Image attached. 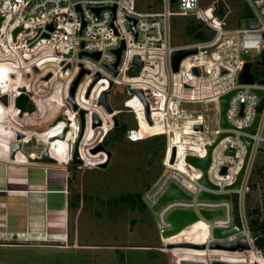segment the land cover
I'll return each mask as SVG.
<instances>
[{
	"label": "built area",
	"instance_id": "1",
	"mask_svg": "<svg viewBox=\"0 0 264 264\" xmlns=\"http://www.w3.org/2000/svg\"><path fill=\"white\" fill-rule=\"evenodd\" d=\"M246 1L252 11L251 17L244 20L243 27H229L226 19L230 10L225 8V13L219 16L217 2L199 7L198 0H162L161 10L140 12L136 10L135 0H0V63L20 65L22 71H41L39 91L46 92L39 95L31 91L29 82L19 83L15 94H7V105L12 102L16 111L21 112L23 108L17 106L16 100L24 97L27 104L31 102L34 111L52 110L50 123L62 122L65 135L75 123L76 134L71 145L85 138L87 130L93 126L94 114L104 130L98 142L113 129L122 130L124 125L117 118L122 111L132 113L136 122L135 128L125 130L127 140L136 142L163 137L158 144L163 150L161 172L144 191L142 199L153 206L170 184L188 196L168 199L155 210L167 264H179L181 260L211 264L215 259L207 262L185 255L212 249L241 252L253 247L245 198L253 159L264 149V75L254 68L255 65L264 67V0ZM171 4L177 5V11L169 9ZM174 14L194 16L203 24L200 30L205 36L187 44L171 45L168 21ZM190 48L195 52L181 59L174 71L172 53ZM118 49L119 56L116 54ZM250 50H255L260 58L256 61L245 59L243 54ZM135 57L141 65L134 63ZM248 62L252 82H240L239 76ZM81 70L84 73L73 95L74 109L69 101V91ZM15 71L7 72V80H22V71L20 77ZM134 71H137L136 75H132ZM117 85L125 87L122 108H112L109 102L108 96ZM134 89L142 91V98L132 91ZM105 91L111 111L100 103ZM226 94L229 97L224 113L226 126L223 127L220 125V98ZM40 96L45 99L41 100ZM213 102L215 109L209 112L208 105ZM80 110H84L83 119ZM62 114L65 118L59 119ZM256 118V125L250 128ZM210 119L216 123L212 130L208 126ZM141 122L152 126L151 135H140ZM196 126L200 128L195 129ZM220 134L224 135L218 139ZM245 139L250 144L249 150ZM209 145L213 148L206 175L215 187L200 183L202 170L186 160L187 156L204 158ZM43 152L51 155L50 149L44 147L37 152L25 151L24 159L31 164L47 163L36 161ZM104 153V161L92 167L107 163L109 155ZM53 159L55 162L46 166L58 163ZM70 160L72 146L60 165L68 164ZM243 167L240 184L233 188ZM201 192L229 194V198H200ZM174 210L197 214L198 219L187 227L200 224L206 230L203 242L180 241L176 244L169 239L177 233L164 236V232L171 229L167 216ZM202 211L221 213L205 218ZM232 225L238 227L237 232L222 238L213 236L214 228ZM242 238L249 248L231 251L210 247L214 243L235 245ZM2 240L12 238L3 237ZM185 243L192 246L182 245ZM198 245L204 247H196Z\"/></svg>",
	"mask_w": 264,
	"mask_h": 264
},
{
	"label": "rangeland",
	"instance_id": "2",
	"mask_svg": "<svg viewBox=\"0 0 264 264\" xmlns=\"http://www.w3.org/2000/svg\"><path fill=\"white\" fill-rule=\"evenodd\" d=\"M198 1L199 7L217 2L219 16L225 13V8L229 9L230 13L226 19L229 27H243L244 20L251 17L252 11L246 0ZM135 3L136 10L140 12L161 10L163 7L162 0H135ZM169 9L177 11L178 8L176 4H171ZM168 23L170 44L173 46L203 38L196 37L195 31L189 33L187 31L190 26L195 29L203 27V24L192 15L174 14L169 17ZM205 31L209 32L208 29ZM243 57L251 61L260 58L255 50L243 54ZM254 68L259 69L264 75V67L255 65ZM13 69L20 77L21 67L9 65L0 68L2 95L15 94L19 83H30L31 91L43 95L44 92L39 91L41 71L25 69L22 71V80H7L9 78L6 76L7 72ZM42 97L40 96L41 100L45 99ZM108 97L112 108H122V100L126 97L125 87L114 86ZM26 104L24 97H21L17 106L23 108L27 114L11 116L6 113L7 105L0 102V157L11 160L10 145L17 142L15 130L24 134V137L20 139L23 148L14 158L17 161L28 162L24 159L25 151L37 152L44 147L49 148L50 145L70 144L76 134L75 123L65 135L66 130L62 129V122L57 125L50 123L54 114L52 110L28 112V104ZM208 106L211 108L209 112H212L216 103H210ZM62 117L65 118L63 114ZM117 118L124 128L108 132L102 142L98 141L104 130L99 125H96L97 128L92 126L88 129L84 139L81 136L83 140L79 142V153L83 159L82 167L80 164H72L70 160L68 164L63 165L67 167L66 186H64L66 177L64 178L63 170L60 186L51 185L53 189L64 187V195L67 190L69 192L71 205L66 233L68 238L64 237L63 241L59 239L53 241L0 240V264H167L162 250L163 244L160 241L156 211L142 199L144 191L161 172L160 162L163 150L158 147V144L163 137L131 142L126 139L125 130L136 127L133 114L122 111ZM208 126L212 130L216 123L210 119ZM152 129L151 125L141 122L140 135L142 137L146 134L151 135ZM64 135L66 138H63ZM99 144L102 145L103 150L93 151ZM66 148L65 145L61 150L58 148L50 150L51 158H55L58 163L55 165L50 163L49 166L63 164V160L69 154ZM105 151L110 152L106 166L92 167L104 161ZM46 164L48 163H39V165ZM255 164H264V149L256 153L253 159V165ZM63 197L58 193L50 194L49 207L59 206L58 208L62 209ZM232 201L235 203L234 196ZM245 202L248 209L256 204L264 205V181H261L260 176H257L255 187L251 188L246 195ZM260 210L262 211L263 207ZM59 214L62 216L63 211H59ZM62 224L63 219H60L57 226L62 227ZM200 228L203 227L200 226ZM8 229L15 234L24 231V227L11 226ZM201 231L206 233L204 228ZM182 236V234L177 235L178 240H182L180 239ZM253 247L264 259V251L257 249L254 244ZM250 249L241 252L212 249L205 253L192 252L185 256L207 262L215 259L221 262L259 264L250 254Z\"/></svg>",
	"mask_w": 264,
	"mask_h": 264
},
{
	"label": "crops",
	"instance_id": "3",
	"mask_svg": "<svg viewBox=\"0 0 264 264\" xmlns=\"http://www.w3.org/2000/svg\"><path fill=\"white\" fill-rule=\"evenodd\" d=\"M60 147L62 145H50L49 149L61 150ZM15 157H11V160L0 157V240L3 237L19 241H53L68 238L66 233L70 214L69 192L67 190L64 195V187L51 188V185L60 184L62 170L64 178L66 177L63 185L66 186L67 167L31 164L17 161ZM53 193L64 196L62 209H59V206L49 207V195ZM61 210L62 216L59 214ZM60 219H63L62 227L57 226ZM11 226L24 227V231L15 234L8 229Z\"/></svg>",
	"mask_w": 264,
	"mask_h": 264
},
{
	"label": "water",
	"instance_id": "4",
	"mask_svg": "<svg viewBox=\"0 0 264 264\" xmlns=\"http://www.w3.org/2000/svg\"><path fill=\"white\" fill-rule=\"evenodd\" d=\"M175 0H171V2H174ZM1 20V19H0ZM131 24L133 25V20H131ZM17 32V30L14 31V34ZM195 49L194 48H190V49H182V50H176L172 53V68L174 71L177 70L178 64L181 61V59H183L185 56L194 53ZM116 54L117 56H119V49L116 50ZM97 57V54H94ZM134 63L141 65V62L138 61V58L135 57L134 58ZM116 64H114L112 66V68L115 67ZM250 63H245L244 65V69L242 71V73L239 76V81L240 82H252L253 76L250 72ZM84 70H81L80 73L78 74V76L75 78V80L73 81V83L71 84L70 87V91H69V101L72 103L73 108L75 109L76 106L73 102V95L75 92V88L81 78V76L83 75ZM137 71L132 72V75H136ZM260 82H263V80H260ZM133 92L137 93L141 98H142V91L140 89H134L132 90ZM107 93V91L103 92L100 98V103H102L107 109L108 111H111V109L109 108V105L107 104V100L105 97V94ZM258 94H262V91H257ZM229 94H226L224 96H222L220 98V125L225 127L226 126V122H225V117H224V113L227 107V100H228ZM0 101L3 102L4 105H7V95L3 94L0 96ZM146 105V113L148 114V109H147V104ZM33 105L31 104V102L28 103V107H27V111L31 112L33 111ZM21 112H23V110H21ZM83 114H84V110H80V115L81 118L83 119ZM60 118H64V117H60ZM257 119L254 121V123L251 125L250 128L254 127L257 123ZM100 123V121L98 120L97 116L94 114L93 115V126L98 125ZM200 126H196L195 129H199ZM224 134H220L218 136V139H220ZM24 137V134L21 131L15 130V140L17 142L11 143L10 145V156L13 158L15 153L19 150H21V142L20 139H22ZM246 143H247V147L249 150L250 144L249 142L245 139ZM77 143L76 142L73 146V151H72V160L71 163L72 164H80L81 160L79 159V155H78V150H77ZM213 148V145H209L207 147V155L204 158H197V157H193V156H187L186 160L196 166L199 167L202 172H203V176L200 179V183L209 186V187H215L213 186L207 179V175H206V170L207 167L209 165L210 162V151ZM97 150H103V147L101 144H99L93 151H97ZM229 153H231V151H229ZM108 155H110V152H107ZM248 155V154H247ZM173 157V156H172ZM247 159V156H246ZM36 161L38 162H47V163H53L55 162V160L51 157L48 156L47 152H43L40 158H36ZM101 167H105L106 163H102L100 164ZM224 170H222L223 172ZM243 171H244V167L241 169V171L238 174V178L236 180V182L233 184V188H237L240 184V180L241 177L243 175ZM178 197H188L183 191H181L178 187H176L174 184H170L168 186V188L166 189V191L163 193V195L158 199V201L152 206V209L155 211L162 203H164L165 201H167L168 199H172V198H178ZM200 198H209V199H219V198H225L228 199L229 198V194H225V195H215V194H210L207 192H201V194L199 195ZM220 211H216V212H212V211H202L201 214L205 217V218H210L216 215H220ZM168 220L171 223V229L164 232V236H168V235H173L178 233L179 231H181L182 229H184L185 227H187L188 225H190L191 223H193L194 221H196L198 219V216L195 212L193 211H186V210H174L171 211L168 214ZM238 231V227L236 225H232L229 227H216L213 229V236L216 238H222L225 237L231 233L237 232ZM184 246H192L189 243H185L182 244ZM196 247H200L203 248L204 245H198ZM211 248H222V249H227V250H231V251H235L237 249H246L249 248V245L247 244L245 239H239L237 241V243L235 245H231V244H218V243H214L211 244L210 246ZM179 264H206L203 261H191V260H181ZM211 264H243V263H231V262H221L219 260H213L211 262Z\"/></svg>",
	"mask_w": 264,
	"mask_h": 264
},
{
	"label": "trees",
	"instance_id": "5",
	"mask_svg": "<svg viewBox=\"0 0 264 264\" xmlns=\"http://www.w3.org/2000/svg\"><path fill=\"white\" fill-rule=\"evenodd\" d=\"M200 28L201 27H198L195 29V27L192 28V26H190V27H188L187 31H188V33L195 31L194 35L196 37L202 38L205 35H204L203 31L200 30ZM22 88H24V86ZM19 99L20 98H18L16 100L17 105L19 103ZM10 104H11L10 106L8 104L6 107V113L7 114H9L11 116L23 114V112L18 113L16 111L17 107H15L16 108L15 109L12 102ZM257 176H260L261 181H264V164L252 165L250 175H249V179H248L249 190H248L246 195H248L251 188L255 187V185L257 183ZM261 206L263 207L262 211L260 210V209H262ZM245 211H246V215H247L248 227H249V230H250V232L252 234V238H253V244L255 245V247L257 249L264 251V205L256 204V206H253L251 209H248V206H246V204H245Z\"/></svg>",
	"mask_w": 264,
	"mask_h": 264
},
{
	"label": "bare ground",
	"instance_id": "6",
	"mask_svg": "<svg viewBox=\"0 0 264 264\" xmlns=\"http://www.w3.org/2000/svg\"><path fill=\"white\" fill-rule=\"evenodd\" d=\"M7 66H9V64H7V63H0V68H3V67H7ZM14 66H16V65H14ZM18 67H20V65L18 66ZM73 138H74V136H73ZM71 143L72 142H70V144L69 145H67V144H65L66 145V149H67V151H68V153H69V149H70V147L72 146V151H73V146L74 145H71ZM64 145V146H65ZM64 146H62V147H60L61 149H63V147ZM77 150H78V155H79V159L81 160V163L80 164H82V162H83V159L81 158V155H80V153H79V142L77 143ZM63 163H64V160H63ZM200 224H198V223H196V224H194V225H191V226H189V227H186V228H184L183 230H181L178 234H176V235H174V236H172L169 240H172V242H180V241H182V242H194V243H201V242H203L204 241V239H205V237H206V233L204 232H202L201 231V229H203V228H200ZM179 234H182L183 236H182V238H180V239H182V240H178L179 238H177V235H179ZM64 238V237H63ZM48 239V238H47ZM52 239V238H51ZM60 240V239H59ZM176 244H178V243H176ZM215 250V249H214ZM219 250V249H218ZM250 254L252 255V257L253 258H255L256 259V261L259 263V264H264V259H263V257L257 252V251H255V249H254V247H252L251 246V249H250Z\"/></svg>",
	"mask_w": 264,
	"mask_h": 264
}]
</instances>
